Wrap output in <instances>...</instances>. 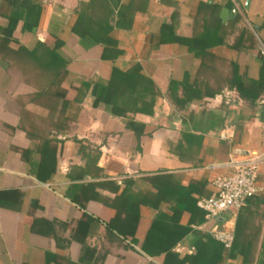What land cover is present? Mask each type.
<instances>
[{
    "label": "crops",
    "instance_id": "1",
    "mask_svg": "<svg viewBox=\"0 0 264 264\" xmlns=\"http://www.w3.org/2000/svg\"><path fill=\"white\" fill-rule=\"evenodd\" d=\"M245 1L0 0L8 45L47 40L65 65L50 85L57 70L17 64L0 47V264H258L264 162L261 190L241 209L208 220L197 205L230 157L264 152V83L245 100L226 80L229 62L264 79V0ZM209 5L239 20L224 36L208 25L199 57L188 40ZM201 58L218 92L185 101V88L206 90L192 82ZM134 64L151 84L115 85L113 112L102 88ZM216 224L251 242L235 253L206 243L219 244Z\"/></svg>",
    "mask_w": 264,
    "mask_h": 264
},
{
    "label": "trees",
    "instance_id": "2",
    "mask_svg": "<svg viewBox=\"0 0 264 264\" xmlns=\"http://www.w3.org/2000/svg\"><path fill=\"white\" fill-rule=\"evenodd\" d=\"M35 6L32 5V8ZM210 13L208 18L202 17L199 20L203 24H205V28H199L194 27V32L191 37V39L188 40L190 42L189 49L194 52L196 56L202 57L203 52H205V46H201L199 43L200 41L205 39L206 36V29L208 28V25H217L216 27L222 32V35H227L231 32V30L234 28L236 22L239 20V18H235L234 20L230 21L227 24H222L221 19L219 17V6L217 5H209ZM31 11V8H27V13L29 14ZM9 19L18 20V17L16 16H9ZM11 30V29H9ZM11 31H6L5 29L1 31L0 33H3V37L0 39V47L6 49L9 53L12 52L16 56V58L13 59V62L19 64V63H26L27 61L34 62L36 64V67L43 68V69H50V70H57L56 73L50 78V85L58 84V73L60 70L64 68V62L60 61L57 62L53 57H50L49 54L55 55V48L50 45V43L46 40L44 42L37 43L32 49L28 50L25 47L19 46L17 49H14L8 45V40L10 37ZM56 56V55H55ZM23 58V59H22ZM21 59V60H18ZM214 62H212L211 65H213ZM209 66L208 61L204 60L203 58L200 59V66L198 67L197 74L192 81L193 84L202 82L203 85H207V82H209L210 78L203 76V72L205 69ZM229 71L228 76L226 77L227 84L229 87H235L237 89L238 94L244 98L245 100L251 99L254 100L262 94V83H264V79L262 77H259L257 80H252L246 77H243L241 75L236 74L235 72V66L232 62H229ZM139 66L137 64H134L130 66V68L124 72H119L118 70L114 69L112 78L108 85L104 86L102 88V91L100 93V99L101 101L108 102L112 104V111L116 112L118 111L116 108L118 107V103H116L115 95H117V91L115 90V85L120 88H124V86H128L132 84V87L134 85H137L139 82L135 80V77L138 79H142V81H145L147 84H151V81L148 78L141 77L138 74ZM264 69V63L262 64L261 71ZM116 74H119L121 76V80H115ZM127 88V87H125ZM206 88V86H205ZM120 91L119 93H121ZM218 92V89L209 91L208 88L204 91H199L197 89H194L193 86H189V89L183 90V97L185 101H190L196 96H214ZM109 95H112L108 97ZM63 108L61 111L63 112ZM210 196V195H209ZM208 196V197H209ZM182 235V234H181ZM206 243L211 244L212 246L218 248V247H224L220 242L219 244H215L213 241H211L208 237L206 238ZM205 241H203V244ZM251 242L250 237H246V239L242 238L237 233L235 234V237H233V242L231 244V247L228 248L230 253H235L234 247H245ZM239 254L243 256V261L246 263L251 258H248V255H250V252L246 250H237ZM261 257L258 259V264H264V251L261 253ZM202 257V253L199 251L196 253L195 258L200 259Z\"/></svg>",
    "mask_w": 264,
    "mask_h": 264
},
{
    "label": "built area",
    "instance_id": "3",
    "mask_svg": "<svg viewBox=\"0 0 264 264\" xmlns=\"http://www.w3.org/2000/svg\"><path fill=\"white\" fill-rule=\"evenodd\" d=\"M221 137L225 138L224 135ZM263 162L264 152L243 158L230 157L225 163L230 172L216 175L212 180L215 192L197 201L205 218L216 220L226 211H237L244 207L261 190L256 180L259 166ZM211 234L224 248L231 247L234 237L232 228L216 224L212 227Z\"/></svg>",
    "mask_w": 264,
    "mask_h": 264
},
{
    "label": "water",
    "instance_id": "4",
    "mask_svg": "<svg viewBox=\"0 0 264 264\" xmlns=\"http://www.w3.org/2000/svg\"><path fill=\"white\" fill-rule=\"evenodd\" d=\"M250 0H246L245 1V6H249ZM235 13H236V9L232 8V9H227V8H223L220 12V17L223 21L225 20H230V19H234L235 18Z\"/></svg>",
    "mask_w": 264,
    "mask_h": 264
},
{
    "label": "rangeland",
    "instance_id": "5",
    "mask_svg": "<svg viewBox=\"0 0 264 264\" xmlns=\"http://www.w3.org/2000/svg\"><path fill=\"white\" fill-rule=\"evenodd\" d=\"M230 97V96H229Z\"/></svg>",
    "mask_w": 264,
    "mask_h": 264
}]
</instances>
